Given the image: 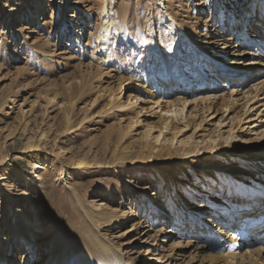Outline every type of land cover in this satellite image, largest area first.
<instances>
[{
  "label": "rangeland",
  "instance_id": "1",
  "mask_svg": "<svg viewBox=\"0 0 264 264\" xmlns=\"http://www.w3.org/2000/svg\"><path fill=\"white\" fill-rule=\"evenodd\" d=\"M238 1L250 2L1 0L0 255L21 254L24 236L32 244L31 264H45L56 233L54 221L62 222L66 238L72 239L80 231L85 222L83 214L87 212L98 219L99 234L130 261L140 264L205 261L200 255L191 254L192 250L182 253L180 248L174 251L170 247L184 241L183 232L176 238L169 239L166 235L175 217L169 204L171 191L182 193L189 201L200 200V205L205 206L211 193L224 199L220 186L227 177V184L231 185L238 178L253 182L261 177L264 183L262 173L257 174L248 160H242L257 154L251 148L264 141V95L260 92L264 90V69L252 66L241 71L238 65L224 67V71L228 69L237 78L243 76L248 80L243 78L245 81L241 84L228 86H220L222 82L214 84L212 75L206 77L197 72L196 65L200 63L195 61L202 57L204 63L214 62L204 52L197 53L188 38L194 35L198 41L214 42L217 27L224 26L222 22L229 16L237 17L234 6ZM9 6L21 8L12 23L10 13H4ZM104 11L110 12L114 22L111 35L114 67L109 74L105 71L101 77H95L89 75L87 64L98 34L91 41L89 35L100 32ZM63 22L67 24L66 34L61 29ZM82 28L81 42L78 34ZM226 31L217 38L220 44L226 38ZM68 38H71L70 47L64 45ZM229 45L230 48H225L226 61L236 63L250 62L251 57H243L244 54L258 49V46L243 48L245 44L239 46L241 43L235 41ZM62 52L65 54L61 55ZM160 58L164 63L160 69L162 74L175 75L176 65H183L182 75L186 73L191 78L187 82L184 106L176 105L166 114L155 106L150 113L145 112L146 106L139 104L145 96L143 93L153 92L154 85L158 84L153 71L158 69ZM176 79L174 88L170 87L169 101L182 98L179 77ZM75 81L83 87L73 91L69 84ZM123 81L119 90L118 83ZM133 97L140 98L134 107L119 109L128 106ZM213 99H226L234 106H222L219 100L218 105L210 107L208 104ZM162 115L172 117L173 121L179 119V123L174 122L178 129L188 125L176 136L177 141L190 140L192 135L196 141L205 139L208 148L200 146L194 155L187 156L183 152L186 147L164 143L165 149L155 155L158 162L153 164L149 155L154 153L140 148L146 141L142 135L145 126H157L156 117ZM65 116H68L66 120ZM27 117L33 119L28 123L29 130L22 143L34 142L44 135L42 148L35 150L26 146L22 147L25 152L21 155L6 156V147L20 132V125L14 119L23 121ZM136 119L138 125L128 129ZM227 134L234 136L239 146L226 143ZM150 135L155 136L156 129ZM147 141L153 144L150 138ZM114 156L132 162L118 164ZM34 162H39L36 170ZM212 179H215L213 189ZM166 180L171 185L167 193ZM189 182L194 183L196 191L192 197ZM69 188L76 193L80 205H76ZM151 197L160 203L165 217L161 218L163 224L151 223ZM211 212V217L218 214L213 218L218 226L232 232L234 225L228 227L226 211L213 209ZM132 214L142 218L140 228L133 226ZM109 215L118 220H109ZM258 225L257 229H264V221ZM254 229L250 228L251 234L245 235V242L259 238V232ZM80 242L77 246L82 247ZM259 247L254 245L251 249ZM206 254L226 255L213 251L201 255Z\"/></svg>",
  "mask_w": 264,
  "mask_h": 264
},
{
  "label": "bare ground",
  "instance_id": "2",
  "mask_svg": "<svg viewBox=\"0 0 264 264\" xmlns=\"http://www.w3.org/2000/svg\"><path fill=\"white\" fill-rule=\"evenodd\" d=\"M5 1L9 2L10 0ZM250 2L244 3L238 1L237 3H235L234 8L237 10V17L229 16L228 19L225 20V22H222L224 26L219 25L217 27V31H215V40L211 44L208 42L198 41V39L194 35L188 37L189 43L194 46L197 53L199 51L204 52L208 57V60L210 62H214V64L208 63V61L204 63V61L202 60L204 58L202 57L198 58L199 60L195 61L196 64H201L202 71H204L208 75H212V78H214V84H219L220 82H222V84H219L220 86H228L230 83L234 84L239 82V84H241L244 80L243 78L248 80V77L243 76H239L240 78H237L235 75L230 74L228 69L224 71V67L236 68V65H238L241 71L250 70L252 66H257L264 69V0H250ZM0 6H2L1 0ZM20 9V6L17 8L9 6L4 10L5 15H8L10 13V19H12L11 23L16 20ZM113 23L114 22L111 18L110 12L104 11L103 20L100 24V32H90L89 41H91L95 34L98 35L96 36V44H94L93 46L91 45V52L88 57L90 60L87 64L90 65L88 67L89 75L93 74L95 77H101L102 74H105V71L107 74L113 71L114 55L111 43L112 29L114 26ZM60 25L63 33L66 34L65 31L67 24L63 22V24L61 23ZM83 30L84 29L82 28L78 34V41L81 42ZM223 30H227L225 33L226 38L223 39V43L220 44V40H217V38L221 37L220 35ZM208 35H210V33H208ZM70 41L71 38H68L67 44L64 45L66 47H70ZM232 41L241 43V45L239 46L245 44V46L243 45V48H245L246 46V48L250 46L251 48L258 46V49L256 48L257 50H255L253 53L247 52L244 54V56L242 55L243 53L240 54L243 57H246V55L251 57L250 62L241 61L236 63L234 61H226L227 55L225 52V48L227 46H230L229 43ZM90 44L91 42L87 43L89 47ZM221 46L223 48H221ZM60 54L63 55L65 53L62 52ZM70 58L71 60H74L72 59L74 57L70 56ZM84 66L85 65H83V67ZM161 66H164V63L160 58L157 66L158 69L153 71V73L157 75L158 84L154 85V91L152 90L153 92L146 91L147 93H143L145 94V96L143 98V101L139 103L146 106V109H144L145 112L150 113L153 110V106H155L154 108H158L159 112L163 111V113L166 114L170 112L174 107H176V105L184 106L183 98L188 94L186 87L189 84H187V82H189L191 78L186 77V73L185 76L182 75L181 72H183L185 69L183 65H176L177 72L175 71V75L172 74V76L168 72L162 74L160 72V69H162ZM92 71L94 72L92 73ZM200 75L202 76L201 73ZM177 76L179 77L182 98L179 97L178 99L175 98V100L169 101L168 96L172 92V89L174 88L173 86L177 82ZM77 83L78 81L69 84V87H72L71 90L74 91L75 89H78L77 87H83V84ZM123 84L124 81L122 83H118L119 90L121 89ZM170 87H172L171 91ZM163 90H165L166 93H162ZM260 92H262L261 95H264V90L261 89ZM111 96L113 97V95ZM130 97L131 95H129V98ZM139 99L140 98L133 97L128 106H121L119 107V109L134 107V104L137 103ZM219 100L222 101V106L228 107L231 105L229 104L230 101L228 102L226 99H213L208 105L210 107L218 105ZM226 103H228L229 105H227ZM232 107H229L228 109L230 110L232 109ZM139 113H137V115ZM67 117L65 116V120L67 119ZM29 118L27 117V119H24L23 121L19 120L18 118L14 119V123L17 124V126L20 125V132H18L17 134L18 137L15 138V140H13L8 145V147H6V156H19L25 152L22 147L26 146H28L29 149L34 148L35 150H39L40 148H42L43 140L45 139L44 135H41L40 138L34 142H27L25 144L22 143L23 140H25L26 131L29 130L28 123L33 119L32 118L28 120ZM156 118L158 120L157 126H145L146 131H144L142 137L146 139V141L144 140V146L140 147L141 149H148V151H151L152 154L154 153L153 155H149V158H152L153 164H157L158 162L155 155L160 153L161 150L165 149L164 143H169L170 146H173V144L176 146L178 144L181 147H186L187 149L182 150L187 156L194 155L195 149L200 146L208 148L209 143L206 142L205 139L196 141L193 140L194 138H192V135L190 137V140L187 139L183 141H177L178 139H176V136L181 131L185 130V127L188 126L186 125L183 126V128L179 129L174 126V122L179 123V119H175L176 121H173L172 117H164V115L157 116ZM137 120L138 119H136L135 122L129 124L128 129L133 128L134 125L137 126ZM154 129H156V135L152 137L150 133ZM194 129H196V126ZM227 135L228 136H226L225 138L226 143L234 144L235 147L239 146L234 136L230 134ZM149 138L153 144H150L147 141ZM251 149L257 151V154H254L251 157L242 160H248V162L250 163L249 165L254 169V171H257V174L258 172H261L264 176V141L258 144H254L253 148ZM117 157L114 156L115 160L117 159L118 164H127L132 162L130 160L127 161L126 159H122L123 155L122 158ZM38 163L39 162L33 163L34 170L38 169ZM82 165L83 163L80 161L79 166ZM252 175L254 176L255 174ZM253 176L251 177L253 178ZM259 178H256L257 180L255 181L251 180L253 182L238 178L235 185H231L232 183L227 184L228 177L227 179H222L226 180L225 182H222V185L220 186V191H224L225 193L224 199L223 197L222 199H220V197L216 198L214 193H211V199L207 201L208 205L205 204V206L200 205V200L197 201V199H194L189 201V199H187L182 193L178 191H171L169 204L175 212V217L173 224L171 228L166 232V235L169 236V239L172 237L176 238L178 234L183 232L182 236L184 238V241L176 243V245H171L170 247L173 248L174 251H178V249L180 248L182 250V253L187 252V250H192V252H190L191 254L200 255L201 258L203 257L205 259V261L201 260L200 264H264V229H257L259 226L258 223L264 221V183ZM214 182L215 179H212L210 182V185H212V189L214 188ZM165 183V190L167 193L169 191V187L171 188V185L168 180H166ZM193 184V182H189L188 185L192 189L191 197L196 193V191H194L193 189ZM200 190L199 192H201ZM70 191L72 193V196L75 198L74 200L76 205H80L76 193L72 189H70ZM156 200L157 199L152 197L149 199V214L150 216H153V219H151L152 224H154L156 221L162 223L165 218L164 213L161 212V208L159 205L160 203H157ZM189 204L190 207H188ZM189 208L195 209L193 211H189ZM11 209L12 207L10 208V211ZM213 209H219L227 212V218L229 219L228 227L234 225V227H232V232H229V230H225L222 226H218V223L216 224L213 218L218 217V214L215 212L216 214L214 215V217H211V213H213L211 211ZM83 215L85 219V222H83L84 225L82 224L79 227L80 231L76 232L74 238L72 239L66 238L63 231L64 227L62 222L54 221L56 226V233L53 237V244L49 249V255L45 259V264H140L126 259L124 255L117 250L116 247H114L110 242H107L103 238V236L99 234V232L97 231L99 227L98 219L94 215H90L87 212ZM133 217L135 218L133 226L140 228V226L143 224V222H141L142 218L137 217L136 214H132L131 218ZM162 217L163 220H161ZM107 218L111 221L118 220V217L111 215L107 216ZM146 220H149L148 216ZM250 228H255L254 230L259 232V238L254 237L245 242L246 239L243 238L245 237V235L251 232L249 231ZM196 233L197 235H195ZM191 236H193V239L191 238ZM78 240L82 242V247L77 246ZM84 243H86V247H84ZM254 245H260L261 247L251 249V247ZM21 249L23 250L21 254L15 253L7 257H4L3 254L0 255V264L6 262L7 264H31V259L34 258L32 256L33 250L32 244L27 237H22ZM205 251H213L217 253L222 252L226 253V255H224L225 257L212 254L201 255ZM182 258L183 257H181V259Z\"/></svg>",
  "mask_w": 264,
  "mask_h": 264
}]
</instances>
